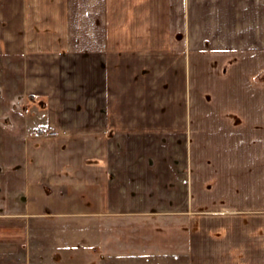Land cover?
<instances>
[{"label": "crops", "instance_id": "obj_1", "mask_svg": "<svg viewBox=\"0 0 264 264\" xmlns=\"http://www.w3.org/2000/svg\"><path fill=\"white\" fill-rule=\"evenodd\" d=\"M0 6V257L264 264V0Z\"/></svg>", "mask_w": 264, "mask_h": 264}, {"label": "rangeland", "instance_id": "obj_2", "mask_svg": "<svg viewBox=\"0 0 264 264\" xmlns=\"http://www.w3.org/2000/svg\"><path fill=\"white\" fill-rule=\"evenodd\" d=\"M0 16H3L1 9ZM169 89L170 99H175L176 92L172 91V86ZM186 98L189 99V92L187 90ZM205 98L209 99L208 92L203 93V99ZM170 114L176 115L177 109L172 108ZM47 229L49 228L42 227L36 231L35 235H27L23 248L8 257H0V264H98V262L86 260V247L91 243L90 238L76 235L74 231L77 230L72 229H66L70 233L57 229L58 235L53 237L49 234L47 235L49 233ZM53 238L57 241L54 242ZM87 241L89 242L87 243Z\"/></svg>", "mask_w": 264, "mask_h": 264}]
</instances>
